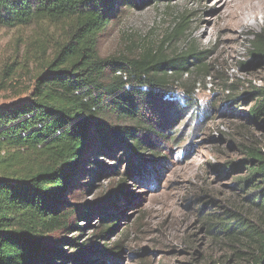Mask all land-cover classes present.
Returning a JSON list of instances; mask_svg holds the SVG:
<instances>
[{"label":"rangeland","instance_id":"rangeland-1","mask_svg":"<svg viewBox=\"0 0 264 264\" xmlns=\"http://www.w3.org/2000/svg\"><path fill=\"white\" fill-rule=\"evenodd\" d=\"M232 1L116 5L99 39L102 58L162 49L186 58L189 70L172 76L152 105L139 103L138 127L124 125L137 127L143 151L125 138L99 155L93 138L64 199L75 211L70 225L76 228L54 236L65 240L56 246V264H74L87 252L88 264H252L249 242L223 231L235 222L255 230L264 223L259 187L247 184L248 153L264 152V119L250 116L264 91V59L252 47L254 36L264 34V15L248 29H230L226 2L240 0ZM181 23L185 36L172 42ZM56 33L46 24L0 27V109L28 100L37 72L25 53L32 41L54 45Z\"/></svg>","mask_w":264,"mask_h":264},{"label":"trees","instance_id":"trees-1","mask_svg":"<svg viewBox=\"0 0 264 264\" xmlns=\"http://www.w3.org/2000/svg\"><path fill=\"white\" fill-rule=\"evenodd\" d=\"M127 3L0 0V27L46 24L58 36L52 46L32 41L25 60L37 74L29 98L0 109V264L57 263L56 246L65 240L54 236L76 228L70 225L75 211L67 209L64 199L92 150L93 138L99 155L112 153L125 138L134 142L135 150L143 151L136 131L143 120L139 103L152 105L172 76L189 70L186 58L170 57L162 49L145 48L133 58L100 56L99 39L110 27L116 5ZM182 23L172 42L185 36ZM252 47L253 55L264 59V34L254 36ZM12 68L7 66L4 72ZM260 94L250 112L255 121L264 119V91ZM128 122L137 127L124 128ZM248 155L251 180L247 184L257 183L264 213V152ZM90 215L88 211L84 218ZM237 223L224 225L223 232H234L231 238L242 236L249 242L251 263L264 264V223L258 230ZM90 257L87 252L73 262L88 264Z\"/></svg>","mask_w":264,"mask_h":264},{"label":"bare ground","instance_id":"bare-ground-1","mask_svg":"<svg viewBox=\"0 0 264 264\" xmlns=\"http://www.w3.org/2000/svg\"><path fill=\"white\" fill-rule=\"evenodd\" d=\"M227 3V27L233 30L248 29L250 20H257L258 16L264 15V0H240L232 5Z\"/></svg>","mask_w":264,"mask_h":264}]
</instances>
